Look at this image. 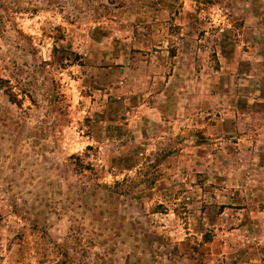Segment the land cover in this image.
Instances as JSON below:
<instances>
[{
	"label": "rangeland",
	"instance_id": "1",
	"mask_svg": "<svg viewBox=\"0 0 264 264\" xmlns=\"http://www.w3.org/2000/svg\"><path fill=\"white\" fill-rule=\"evenodd\" d=\"M0 264H264V0H0Z\"/></svg>",
	"mask_w": 264,
	"mask_h": 264
},
{
	"label": "trees",
	"instance_id": "2",
	"mask_svg": "<svg viewBox=\"0 0 264 264\" xmlns=\"http://www.w3.org/2000/svg\"><path fill=\"white\" fill-rule=\"evenodd\" d=\"M10 97H11L14 101H16V103H17L18 100H16V97L14 96V94H10ZM191 249H192V248H191ZM185 251H188V250H185ZM193 251H199V250L197 249V247H194V248H193Z\"/></svg>",
	"mask_w": 264,
	"mask_h": 264
}]
</instances>
